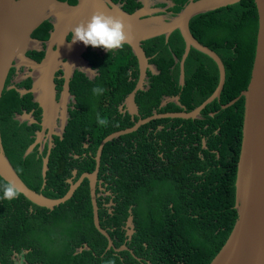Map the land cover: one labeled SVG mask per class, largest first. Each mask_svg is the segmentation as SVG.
Here are the masks:
<instances>
[{
	"label": "trees",
	"instance_id": "16d2710c",
	"mask_svg": "<svg viewBox=\"0 0 264 264\" xmlns=\"http://www.w3.org/2000/svg\"><path fill=\"white\" fill-rule=\"evenodd\" d=\"M60 1L76 4V0ZM173 1L176 3L175 9H172L174 15L189 2ZM189 27L191 34L218 54L225 65L226 81L220 101L215 99L204 109L205 113L218 111V114L215 117L205 115L202 124L220 126L216 135L217 143H221L218 152H205L204 160L196 161L197 170L204 172L197 175L188 166L164 161L158 154L156 143L151 138L136 136L138 130L106 142L100 164V178L104 183H109L108 189L115 195L111 214L104 200L101 201L100 197L97 199L101 227L109 232L115 247L122 248L127 238L124 226L128 210L134 205L135 232L126 247L133 251L136 258L146 256L152 264H160L158 261L152 262L148 255L154 239L160 236L167 240L166 250L172 254V257L162 258L166 259V264H210L222 249L237 219L235 181L241 150L244 98L241 97L226 109L221 104L227 105L238 98L249 84L259 32V14L254 0H242L237 5L195 16ZM42 29L47 32L46 28ZM143 47L148 55H154L152 62L157 66L159 76L151 80L148 92L139 94L142 97L141 117L149 116L152 110H182L175 103L157 109L165 95L180 96L188 110L192 111L204 104L216 90L219 83L218 66L210 56L196 49H192L187 60L186 85H180V70L179 66L174 67L173 57L181 58L185 50V42L179 31H175L167 41L164 36L150 39ZM133 64L132 61L122 64L118 60L109 64L108 71L103 74L113 89L109 94L112 109L115 110L113 114L103 113L97 104L90 105L89 99L94 96L91 88L97 84L103 90L105 88L102 79L98 83L86 82L73 86L72 93L78 104L83 102V97L85 102L79 107L81 111L71 112L63 138H56L49 155L44 188L42 160L46 150L39 154L34 149L24 156L34 142L31 137L33 128L21 125L14 119L19 95L15 91L6 94L0 103L3 143L7 158L29 188L49 198L63 197L69 187L66 181L71 170L77 171L72 181L84 172H92L101 141L114 131L133 126L129 115L118 113V107L135 88L134 84L128 83V70ZM116 74H120V86ZM102 95L104 97L107 93ZM177 119L178 123L183 121ZM193 121L189 120V124L195 128L199 120ZM156 122L161 121H151L140 128L153 126ZM88 134L92 143L89 148H84L83 142ZM166 145L167 153L172 156L174 143L166 141ZM84 151L86 156L83 155ZM75 154H78L77 158H74ZM194 180H206L204 189L193 192L190 187ZM0 182L6 181L0 176ZM185 189L193 193L183 192ZM178 191L183 193L175 201ZM171 202L174 207L170 206ZM143 240L149 245L147 254L144 253ZM84 245H88L90 251L74 255ZM108 245V239L94 226L87 180L70 199L54 210L36 206L20 193L13 200L0 199L2 264L10 260L13 248L20 247L33 249L30 255L39 256L45 264H107L109 260L113 264H139L129 252L117 254L114 250L108 251Z\"/></svg>",
	"mask_w": 264,
	"mask_h": 264
},
{
	"label": "water",
	"instance_id": "95a60500",
	"mask_svg": "<svg viewBox=\"0 0 264 264\" xmlns=\"http://www.w3.org/2000/svg\"><path fill=\"white\" fill-rule=\"evenodd\" d=\"M143 3L144 0H140ZM242 0H189L183 9L176 15L166 17L168 7L174 6L170 1L161 0L159 5H165L147 11L146 8L128 13L110 0H77L72 5L67 1L60 0H0V103L6 89V81L17 58H23L31 65L35 77L32 93L35 103L42 110V129H52L57 124L60 105L56 102V90L54 77L64 56V52L71 53L72 57L78 55L79 69L88 77L94 76L91 65L86 61L82 53L86 46L80 42H68L67 36L71 29L81 23H85L95 12H103L106 15L119 19L124 25L126 39L123 42L128 45L133 55L139 61V69L145 77L147 67L155 71V66L147 64V58L143 43L159 36H164L165 41L175 31H179L185 42V52L181 60L182 83L185 84V65L192 49H196L208 56L217 64L219 70V83L214 93L196 110L190 112L171 113L163 117L193 119L200 118L199 114L215 99H219L226 81L224 62L212 49L202 44L191 34L190 22L200 14L224 9L237 5ZM259 14V32H257L255 56L247 88L240 96L222 108L226 109L235 104L241 97L244 98V116L242 127L241 150L237 163L235 181V209L237 219L234 227L223 245L220 252L210 264H264V0H254ZM153 4V2H152ZM53 19L54 30L51 32L50 43L57 44L58 51H48L41 63H36L24 56L25 51L35 41L31 34L44 21ZM82 48L79 53L77 50ZM51 49V48H50ZM49 49V50H50ZM157 73V72H156ZM143 82L129 96L128 101L134 108V115L139 112L134 107L137 91H144ZM69 93V85L66 86V95ZM180 96L168 98L167 101L176 102L180 105ZM166 102V101H165ZM165 102L162 105H165ZM131 115H133L131 113ZM159 118L150 116L139 119L127 129L114 131L107 135L100 143L96 154V167L91 173H83L75 182L68 181L69 187L61 198L53 199L46 197L41 192L29 188L20 178L10 160L3 143L0 125V176L7 183H12L18 193L36 206L54 210L71 198L74 191L84 180H88L91 204L93 210V222L97 231L109 241L108 251L115 250L116 253L128 251L123 245L116 249L115 243L108 231L103 229L99 220V207L97 203V186L100 160L103 147L106 142L113 140L125 133L135 132L138 127L150 119ZM68 123V113H64L62 127L58 136L63 138V133ZM41 136L43 133H40ZM52 134V133H51ZM50 138V137H49ZM39 140L35 141L25 151L24 156L34 150ZM52 145V143H51ZM43 148V145L41 146ZM50 148V145H49ZM49 153L42 160L43 188L46 185V175L49 170ZM75 174V171L73 172ZM131 214V212H130ZM128 236L131 240L133 234V216L128 218ZM90 251L88 245L76 250L74 255ZM132 255L133 253L130 252ZM0 264H2L0 262Z\"/></svg>",
	"mask_w": 264,
	"mask_h": 264
},
{
	"label": "flooded vegetation",
	"instance_id": "af4514ba",
	"mask_svg": "<svg viewBox=\"0 0 264 264\" xmlns=\"http://www.w3.org/2000/svg\"><path fill=\"white\" fill-rule=\"evenodd\" d=\"M110 1L113 4L118 5L120 8H122L123 10L129 13H133L139 9L145 8L147 5H148V7L146 8L147 11H152L154 9L165 6V5L158 4L160 3L161 0H144L145 3H143L140 0H110ZM166 1H170L174 5L176 4L173 0H166ZM76 3H77V0H76ZM173 7L174 6L168 7L166 11V17H170L171 14L173 15L175 14L174 11L172 10V9H175ZM52 21L53 19H48L44 21L31 34V37L33 38L35 42L29 48H27V50L24 53V56L27 57L30 60V62L32 60L36 63H41L46 57L48 51H58L59 47L57 46V44H52L51 46V43H50L51 32L54 30ZM42 27L47 29L46 33L43 31ZM67 41L69 43L71 42V34L67 36ZM81 50L82 48H79L77 52L79 53V51ZM84 50L85 51L82 53V56L91 65L92 70L94 71V76L88 77L86 74L82 73L81 69H79L78 59L81 58V56L78 55L79 58H77L76 56L72 57L71 53L69 52L63 53L64 56L61 60V63L54 77L55 90H56V102L60 105V110L58 113L57 124L52 129H49V128H47L46 130L42 129L41 123H42L43 110L39 105L35 103V98L32 93V89L34 87L35 74H34V71L31 65L29 64V62H25L23 58H17L12 63V67H11V70L9 72V75L6 81V89L4 91L3 98L6 97L7 93H11L13 91H15L19 95L20 101L18 104V111L14 112L15 113L14 119L18 121L19 124L21 125L26 124L28 127L33 128V135L31 137L34 139V142L36 140L37 141L39 140V144L36 145L34 149H37L39 154H43L46 150V153L43 155V159L47 155L48 151L51 152L52 147L55 146L56 138L57 137L62 138L61 136H58L57 133H59L60 128L62 127L64 113L65 112L68 113V123H67V126H68L69 120L71 118V112H75L76 110L81 111V108L79 107H81V105L85 102L84 97L82 96L83 102L78 104L76 96L73 95L72 93L73 86L77 84H84L86 82L98 83L102 79V86H105L102 93L105 94L106 92L107 95H109L113 91L112 86L109 83H107V81L103 78V74L108 71L107 67L109 66V64L117 62L118 60H120L122 64H127L128 61H132L135 64L130 65V70H128L129 75H130V78L128 79V83L134 84L135 88L125 98L124 102L118 107V113L123 114L124 116L129 115L131 117V121L133 122V125L139 119H144L150 116L159 117V118L150 119L148 122L142 125V126L147 125L151 121L153 122L161 121V122H156V124L153 126H146L145 128H142V129L140 128L142 126H140L137 129V131L139 130V132L136 134V136L143 137V138H151L152 141L156 143L158 154L161 156V158L164 161L174 162L178 165H183L185 167L188 166L191 168L192 173H196L197 175H203L204 173L203 171L197 170L196 161L198 159L204 160L205 152L217 153L218 152L217 148L221 146V143L220 142L217 143L218 140L216 136L220 130V126L217 127L213 123L212 124L205 123V125H202V124H203V121L206 119L205 115H210L211 117H215V115L218 114V111H210L208 113H205L203 110L199 114L200 118H193L194 120L193 123L196 120H199V123H197L196 127L194 128L192 124L191 125L189 124V120L191 119L181 118L180 120H183V121L178 123L177 118H168V117H163V116L166 114H171V113H181V112L191 113L192 111L196 110L198 107L192 111H189L188 107L182 102V98L179 101L180 102V105H179L176 102L167 101L168 98H174L177 96L165 95L163 96L162 100L159 102L157 109L167 108L172 103H175L182 110L181 111H166V112L152 110L151 114L147 117H141L140 113H139V116H136L134 115V108H132V105H130L129 102L127 101H128L129 96L135 91V89L140 85V83L143 82L142 88L144 89V91L143 92L137 91L135 100H134V107L139 112L140 103H142V97H140L139 94L148 92V90H150L151 88L150 86L151 80L159 76V71L157 69V66L152 62L154 55H148L145 51L146 58H147V64L149 66H152V65L155 66V71L147 67L145 71V77H143L139 69L138 59L133 55L131 48L124 43L121 48L115 49L109 53L101 48H92L91 46H86V49ZM173 57L175 59L174 67L179 66L180 85L184 87L186 85V80H185V84L183 85L182 71L180 67V65H182L181 60L183 56L181 58H178L176 55H173ZM186 64H187V61H186ZM115 76L117 77L118 84L120 86L121 85L120 74H116ZM185 79H187L186 65H185ZM67 85H69V93L66 95L65 93H66ZM102 93H100L99 97L98 95H94L92 98H90L89 99L90 105L97 104L99 107V110L102 111L103 113L113 114L115 110L112 109V106H111V102H110L111 95H109L108 97L107 95L103 97ZM217 100L220 101V98ZM163 102H165V105H162ZM223 106L224 105L221 104V107ZM131 113L133 115H131ZM167 119H172V120L167 121ZM66 128H65V132H66ZM190 128L192 130H189ZM65 132L63 133V135L65 134ZM40 133H43L42 136ZM132 139L134 140L135 137ZM166 141H170L174 143V146L172 147L174 154L172 156L168 154L166 151L167 149L165 147L167 146ZM91 143H92V138H91V135L88 134L83 142V147L89 148ZM42 145H43V148H41ZM49 145H50V148H49ZM88 153H91V151H89ZM96 154H97V151H96ZM96 154H95V159H96ZM83 155L86 156L87 153L84 151ZM77 156L78 154H75L74 158H77ZM101 158H102V154H101ZM100 164H101V160H100ZM95 167H96V163H95ZM74 171H75V174H73ZM99 171H100V168H99ZM76 173H77L76 169L71 170L70 177L67 178V181H66L68 185H69L68 181L75 182L78 179V177L82 175V174L79 175L75 179V181H72L73 178L76 177ZM88 173H91V172H88ZM205 181L206 180H201V181L194 180L193 186L190 188H192L193 192L201 191L205 187L204 185ZM108 184L109 183L107 181H105L104 183V180L100 178V175L98 174V186H97V189L99 191V193H97L98 198L100 197L101 201L104 200L105 202L104 205L107 208L108 213L111 214L115 206V203L113 202V197L115 195L113 194L112 190L108 189ZM183 192H187L189 194L193 193V192H189L187 189H185V191ZM183 192L178 191L175 201L179 200V197ZM106 199L108 201H106ZM172 203L173 202L170 203V206L174 207V204ZM133 207L134 205H131L128 210V217H127L126 224L124 226L125 236L127 237L126 242H125L126 244L130 242V239L128 236V230L130 229L128 226V218L129 216L132 215ZM133 224H134V220H133ZM134 232H135V224L133 228V233ZM131 236H133V234ZM162 239L163 237L161 236L158 237L157 240L154 239L153 247L151 245L152 249H150L148 255L152 258V262L158 261L160 262V264H166L165 263L166 259H162V258L172 257V254L166 250L167 240L165 239L162 240ZM126 244H125V247H126ZM142 244L145 247L144 253L147 254L149 245L145 240L142 241ZM126 248L128 249V251H124V252L133 253V251L129 250L128 247ZM33 251H34L33 249H28L24 247H20V249L13 248L11 255H10V260L7 262V264H45L44 261L41 258H39V256L30 255ZM117 254H120V253H117ZM132 256H134V254ZM144 257L145 258H136L134 256V258H136L139 264H152L151 261L146 256Z\"/></svg>",
	"mask_w": 264,
	"mask_h": 264
},
{
	"label": "clouds",
	"instance_id": "9594fccd",
	"mask_svg": "<svg viewBox=\"0 0 264 264\" xmlns=\"http://www.w3.org/2000/svg\"><path fill=\"white\" fill-rule=\"evenodd\" d=\"M125 39L126 34L122 22L103 12L93 13L85 23L77 24L71 29L72 42H80L92 48H101L108 53L121 48ZM91 92L93 95H98L103 92V88L97 84L91 88ZM18 195L12 183L0 182V199L13 200ZM107 264H113V261L109 260Z\"/></svg>",
	"mask_w": 264,
	"mask_h": 264
}]
</instances>
